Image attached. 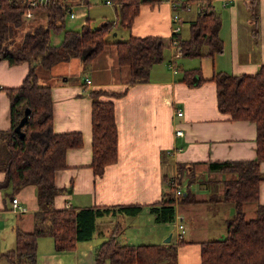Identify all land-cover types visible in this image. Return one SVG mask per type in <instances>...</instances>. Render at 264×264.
Listing matches in <instances>:
<instances>
[{"label": "crops", "instance_id": "0c3cea01", "mask_svg": "<svg viewBox=\"0 0 264 264\" xmlns=\"http://www.w3.org/2000/svg\"><path fill=\"white\" fill-rule=\"evenodd\" d=\"M61 1L69 8L64 17L66 29L79 30L86 21L91 27H98L110 20L112 26L105 36L108 43L88 62L74 56L49 68L36 67L38 82L50 86L52 130L81 135V145L67 148L65 166L54 172V183L61 191L55 194L53 206L108 207L110 211L97 217L91 237L77 241L72 249L57 251L50 236H38L35 264H98L95 249L110 236L122 243H171L175 245L171 260L174 264H200L201 242L225 237L226 220L235 211L234 205L223 198L222 180L230 174L209 169L208 162L249 160L256 155L255 123L233 119L218 108L212 76L217 71L253 75L264 63V0H177L182 2L176 8L179 37H189L190 22L204 2H209L220 18L222 50L212 55H179L175 64L170 45L175 26L170 0L140 3L129 27L118 24L113 2ZM100 4L110 5L111 9L94 22L89 9ZM33 8L24 19L33 23L44 20L42 12ZM255 14L257 37L253 33ZM129 35H157L164 43L162 59L149 67L144 81L129 83V67L117 61L113 42ZM62 37V32L51 31L50 43L58 45ZM201 51L206 52V46ZM29 65L28 61L11 64L0 59V130L11 127L5 88L18 87ZM184 70L191 74L185 76ZM85 76L90 82L85 83ZM92 90H103L98 98L113 102L117 132L116 160L105 165L100 175L91 167ZM176 129L182 133L176 134ZM259 171L263 178L258 184L257 200L243 205L247 218L254 215L258 203L264 204V159L259 162ZM172 176L184 182L183 192L188 191L194 201L174 198L168 203L173 206V219L161 220L153 209L162 205L165 195H173L168 184ZM4 178L5 173L0 170V183ZM12 196L18 199L17 209L11 207ZM121 205H136L139 209L126 213L118 210ZM37 209L34 184H26L17 191L0 186V254L13 249L16 228L32 229V214ZM177 216H182L184 224L179 243L174 226ZM0 264L12 263L0 256ZM100 264L112 263L106 259Z\"/></svg>", "mask_w": 264, "mask_h": 264}, {"label": "trees", "instance_id": "16d2710c", "mask_svg": "<svg viewBox=\"0 0 264 264\" xmlns=\"http://www.w3.org/2000/svg\"><path fill=\"white\" fill-rule=\"evenodd\" d=\"M111 1L116 5L118 24L129 27L138 13L139 4L156 0ZM29 3L30 0H0V59H6L11 64L30 63L21 84L15 88H5L10 101L11 127L0 130V170L5 173L0 186H10L17 191L26 184H34L38 203V209L32 214V229L25 231L16 228L13 249L0 254L12 264H35L36 239L41 235L50 236L57 251L72 249L77 241L89 239L97 217L110 211L108 207L53 206L55 194L61 191L54 183V172L65 166L66 149L81 145V135L74 131L57 133L52 130L50 86L38 82L36 67L49 68L74 56L80 57L83 63L88 62L108 43L105 36L111 29V21L105 20L98 27H91L86 21L79 30L66 29L64 17L69 8L64 1L43 0L41 3L35 0V8ZM181 5L182 2H176L173 10ZM32 8L42 12L44 20L37 23L27 18L25 20L23 12ZM253 18V33L257 37V15ZM177 21H174L175 26L179 28L173 29L170 37L173 53L179 49L181 56H201L222 50L218 34L220 18L212 10L211 3L204 2L190 22L187 39L179 37ZM51 31L62 32L63 37L58 45L50 43ZM113 43L118 63L129 67V83L146 80L149 67L163 57L161 36L129 35ZM202 46H206V52L201 51ZM184 73L189 76L191 71L184 70ZM212 79L216 84L218 108L228 112L233 119H247L255 123L256 155L249 160L208 162L209 169L230 174L222 180L223 198L234 205L235 211L226 220L225 237L201 242L200 264H264V204L258 203L254 215L249 218L243 210L244 203L257 200L258 184L263 178L259 162L264 159V63L253 75L217 71ZM188 82L192 83L191 79ZM102 91H91V167L98 175L105 165L114 162L117 157L113 102L99 99L98 94ZM25 107L29 108V113L20 135L14 126ZM178 197L182 201H194L188 191ZM174 198L168 193L161 200L162 205L153 209L161 220L173 219V206L168 203H172ZM117 208L133 213L139 206L121 205ZM181 240L178 239L177 243ZM174 250L175 245L171 243H122L110 236L95 249V260L98 264L106 259L112 264H161L163 261L164 264H174L171 261Z\"/></svg>", "mask_w": 264, "mask_h": 264}, {"label": "built area", "instance_id": "2783aa9c", "mask_svg": "<svg viewBox=\"0 0 264 264\" xmlns=\"http://www.w3.org/2000/svg\"><path fill=\"white\" fill-rule=\"evenodd\" d=\"M43 0H39V2L42 3ZM171 1V5L172 7L174 8L175 6V1L174 0H170ZM103 2H106V3H112L111 0H103ZM31 6H35L36 3H35V0H32L30 1L29 3ZM30 10L31 9H27L23 12V16H29L31 13H30ZM71 14V13H70ZM179 18V15L178 13L175 11H173V14H172V19L174 20H177ZM179 27L176 25L174 26V30H177ZM172 29V30H173ZM174 42V41H173ZM180 54V50H176L174 51L173 53V56L174 57H178ZM171 67H173L172 64H170ZM85 83H88L90 82V79L88 77L85 76V79H84ZM177 114H181V111H177ZM176 134H181L182 131L180 129H176L175 130ZM182 180H178L177 178H175L174 176H172L169 181H168V184L169 186L171 187V189L173 190V195L175 197L177 196H180L181 194H183V187H184V182H181ZM11 207L12 209H17L19 207L18 205V199L16 196H12L11 197ZM174 226H175V229H176V238L177 240L178 239H182L183 237V233H184V224H183V219H182V216H177L175 221H174Z\"/></svg>", "mask_w": 264, "mask_h": 264}, {"label": "rangeland", "instance_id": "374dc122", "mask_svg": "<svg viewBox=\"0 0 264 264\" xmlns=\"http://www.w3.org/2000/svg\"><path fill=\"white\" fill-rule=\"evenodd\" d=\"M109 6L108 5H104V4L93 6L92 8L89 9V15L94 17V22H96V20H99L101 15H105L106 10H110L111 9V8H109ZM177 60H178V58L175 57L174 64L176 63Z\"/></svg>", "mask_w": 264, "mask_h": 264}, {"label": "water", "instance_id": "95a60500", "mask_svg": "<svg viewBox=\"0 0 264 264\" xmlns=\"http://www.w3.org/2000/svg\"><path fill=\"white\" fill-rule=\"evenodd\" d=\"M28 113H29V108L25 107L23 110L22 116L19 118L17 124L14 126V130L19 132L20 135H22L21 127L25 123ZM169 239H170V235L165 240L168 241ZM24 264H26V263H24Z\"/></svg>", "mask_w": 264, "mask_h": 264}]
</instances>
